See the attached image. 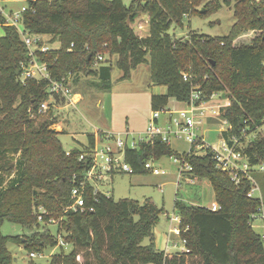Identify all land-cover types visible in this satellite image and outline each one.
Instances as JSON below:
<instances>
[{"label":"trees","instance_id":"16d2710c","mask_svg":"<svg viewBox=\"0 0 264 264\" xmlns=\"http://www.w3.org/2000/svg\"><path fill=\"white\" fill-rule=\"evenodd\" d=\"M204 2L133 0L127 6L123 0H31L23 18L30 33L60 41L59 49L38 52L54 79L69 72L75 75L74 81L81 74L92 75L103 89H111L112 65L96 58L108 51L118 56L122 79L148 63L153 83L167 87L165 94L151 96L153 110L167 107L171 98L189 101L195 88L202 91L198 104L210 100L214 93L227 92L229 103L221 106L219 117L230 128L222 137L230 143L232 137L239 139L238 148L248 158L250 176L239 172L236 183L230 171L218 166L210 150L197 153L200 140L190 152L177 154L192 167L182 174L207 179L220 206L214 211L175 201L182 227L188 226L182 234L188 253L156 248L154 228L163 209L151 199L143 203L116 200L103 192L94 193L88 185L86 206L94 210L70 209L73 178L79 179L89 165L79 156L93 148L95 136L89 134L82 149H72L67 155L60 139L63 131L52 128L56 122L52 109L39 113L41 103L50 98L48 82L35 78L22 81L28 48L18 30L5 25L0 14L4 26L0 35V264H14L8 242L23 244L30 253L60 246L49 264H264L262 235L253 227L254 215L264 204V170L256 168L264 161V136L249 142L245 137L264 124V0L205 3L206 12L223 5L233 8L236 21L224 37L194 33L179 39L169 33L174 22L181 25L184 16L201 12L198 7ZM141 12L149 16L146 36L133 27ZM250 33H255L250 42L235 44ZM71 43L75 46L69 50ZM165 155H174L169 142L155 137L126 149L125 160L134 173H142L147 172V160ZM253 180L260 186L262 198L248 196ZM5 221L38 230L25 238L4 235L1 227ZM56 221L58 235L71 244L69 252L46 226ZM42 223L45 227L39 230ZM145 238L151 239L149 245L142 244Z\"/></svg>","mask_w":264,"mask_h":264},{"label":"rangeland","instance_id":"374dc122","mask_svg":"<svg viewBox=\"0 0 264 264\" xmlns=\"http://www.w3.org/2000/svg\"><path fill=\"white\" fill-rule=\"evenodd\" d=\"M123 1L127 6H130L133 2V0ZM205 3L211 2L205 0L198 8L200 10L205 9ZM26 5H28L27 0H3L0 4L4 15L9 14L11 11L21 10ZM147 19L148 15L141 12L133 24L135 31L140 36L148 34ZM235 21L233 8L223 5L215 12L202 13L201 11L184 16L182 24L174 22L169 33L179 39H188L189 35L194 33L224 37L229 34ZM3 33L4 26L0 23V35ZM254 35L255 33H250V35H245L246 37L238 38L235 40V44L248 43ZM44 37L50 43L51 48L59 49L61 47L60 41L54 40L52 36L45 35ZM103 55L104 59L109 60L112 65L111 89H103L95 76L81 74L77 81L73 80L72 87L83 94V101L76 108H73L67 107L65 100L56 98L55 104L51 107L56 118L52 128L63 131L60 134V139L66 151L75 148L82 149L80 142L87 144L89 134L99 131L110 129L115 133L131 131L130 137L135 138H138L141 134L145 135L153 111L151 95L159 86L152 83L151 67L142 64L131 78L122 79L120 78L122 71L117 67L118 56L116 54L111 55L108 51ZM218 94L211 97L204 105L206 110L202 111V106L196 105L193 114L196 121L202 119V123L194 128L197 139L215 146L222 143V132L229 128V124L223 122L219 116L206 117V115H209L208 110L210 108L215 109L218 113L221 106L229 103L226 91ZM189 108L190 106L187 103L177 105L172 103L167 106L166 111L162 112L159 118V125L165 128L170 126L173 131L169 135L168 142L174 155L162 156L160 159L152 160V163L154 166L164 169L166 174H153L149 171L142 173H106V179L95 184L99 191L112 195L116 200L129 198L143 203L146 199H151L159 208H162L163 211L159 222L154 228V234L158 238V249L167 250L170 253L180 252L184 246L181 238L170 232V228L177 225L171 221V218L179 215L178 210L175 208V201L180 200L189 205L209 208L217 203L211 183L204 178H194L196 181H192L193 179L182 175L180 172L182 164L180 160L175 159L177 154L182 156L188 153L192 144L184 134L179 133L176 135L174 133L179 130L175 123L177 114H174L172 120H170L168 112L169 110ZM258 135L264 136V125L258 127L256 132L245 135L246 141L249 142ZM121 137L124 138L125 135L122 134ZM195 149L199 154H204L206 151L199 147ZM244 161L241 160L242 163ZM46 226L54 236H58L57 221L46 224ZM44 227L42 223L39 230ZM253 227L257 233L264 235V219L260 215L254 219ZM37 230L36 227L28 229L10 221H5L1 227L4 235H14L22 238L30 237ZM150 243L151 239L145 238L142 244L149 245ZM175 243L179 245L178 248L174 247ZM64 247L66 252L71 250V244H65ZM8 248L13 255L14 264H49L52 256L61 251L60 246L46 247L43 252L33 257L23 244L8 242Z\"/></svg>","mask_w":264,"mask_h":264},{"label":"built area","instance_id":"2783aa9c","mask_svg":"<svg viewBox=\"0 0 264 264\" xmlns=\"http://www.w3.org/2000/svg\"><path fill=\"white\" fill-rule=\"evenodd\" d=\"M3 0H0V4ZM16 1V0H15ZM28 5L21 8V10L11 11L9 14L4 15L3 9H1V16L4 18L5 25L15 27L22 40L26 44L28 48L29 58L22 63V81L25 82L28 79L35 78L38 80H44L48 82V92L50 94V99L41 103L39 107V113L45 114L52 105L55 104L56 98H61L66 101L67 107L76 108L77 105L82 100L83 96L81 92L75 91L72 87V82L75 78V75L72 72H69L62 79H54L52 77V72L49 68V65L46 61L40 60L38 56V52L46 53L48 50L52 49L50 43L45 40V35L43 34H32L30 33L24 26V14L27 10L30 9L29 1L27 0ZM260 1V0H256ZM75 46L74 43H71L69 50H72ZM97 61H106L104 59L103 54L97 55ZM189 77L187 73L184 74V79L187 80ZM202 91L200 89H193L191 92V97L189 101L186 103L190 106L189 109H180V110H169V114L171 115L170 120H172V115L177 114L175 118V123L178 126L179 130L174 132L176 135L184 134L187 140L193 145L199 141L195 136V126L202 123V119L196 121L193 114L195 112V106H202V111L206 110L204 105L207 104L208 101H202L198 104V100L201 98ZM219 95L218 93H214L212 95ZM166 108H162L159 110H153L151 117L148 122L147 129L145 130V135L141 134L138 138L130 137L131 131H126L125 133H113V132H96L95 143L93 148L89 152H83L80 154L79 159L85 160L89 163L88 167L84 170L81 177L77 179L76 175L73 178V189H72V198L74 202L70 206V209L75 211H85V210H94L92 206H86L85 201V192L89 186L93 187L94 193L101 192L96 187L95 184L98 182L104 181L106 179V173H116V172H128L134 173L133 167L125 160V151L128 148H137L139 144L143 141H150L155 137H160L163 141L168 142L169 135L173 133L170 126L166 128L159 125V118L162 112L166 111ZM221 108V107H220ZM209 115L206 117H214L220 116V110L217 113L215 109L210 108L208 110ZM222 120V119H221ZM223 122H227L226 120H222ZM228 123V122H227ZM264 125V124H263ZM230 128V125H229ZM228 128V129H229ZM227 129V130H228ZM226 131V130H223ZM101 132V133H100ZM124 134L125 137L122 138L121 135ZM97 136V137H96ZM239 139L236 137H232V142L230 143L226 138L222 137V143L220 145H209L202 141L201 144L196 145V148H203L205 150H210L214 158L217 160L218 166L224 170L230 171L232 174L233 180L238 183L240 180L239 172H242L245 175L250 176V164L248 162V158L244 155V153L238 148ZM192 149V146H191ZM190 149V151H191ZM189 151V152H190ZM67 155L71 153V150L66 151ZM176 160H180L182 167L180 172L182 174V170H191L192 167L185 160L176 157ZM152 160L149 159L145 163V169L153 174H166V171L160 167L154 166ZM241 160H245L243 163ZM258 169L264 170V161L257 165ZM254 181V180H253ZM254 185L248 193L249 197H261V189L257 182H253ZM258 192V194H257ZM106 194V193H105ZM108 195V194H107ZM212 210L216 211L220 208V206L215 203L210 207ZM260 215L264 219V204L259 209V212L254 215V219ZM42 220V216L39 217ZM51 222L55 221L54 219L50 220ZM171 221L176 223L170 228V232L178 235L184 246L181 248L180 252L188 253L190 252V248L187 246V240L182 237L183 232L187 231L188 226L185 228L182 227V218L180 215L172 217ZM254 222V220H253ZM58 244L65 245L69 244L62 235H58ZM63 240V241H62ZM262 240L264 244V235H262ZM174 247L178 248L179 245L177 243L174 244ZM40 254L38 252H31V256H36Z\"/></svg>","mask_w":264,"mask_h":264},{"label":"crops","instance_id":"0c3cea01","mask_svg":"<svg viewBox=\"0 0 264 264\" xmlns=\"http://www.w3.org/2000/svg\"><path fill=\"white\" fill-rule=\"evenodd\" d=\"M140 15V14H139ZM134 24V23H133ZM147 25H149V16H148V19L146 20V27H147ZM145 26V25H144ZM134 27V26H133ZM145 29V28H144ZM147 32H149V28H148V30H147ZM144 64H146L148 67H150V65L148 64V63H144ZM142 65V64H141ZM141 65H139V66H141ZM139 66L136 68V69H134L133 71H132V73H131V77H132V75H133V73L139 68ZM130 77V78H131ZM121 78V77H120ZM153 83V82H152ZM153 85H157V84H155V83H153ZM167 92V87L166 86H164V85H159L158 87H157V89H156V91H153V94H165ZM82 94V93H81ZM152 94V95H153ZM151 95V96H152ZM82 96H83V94H82ZM83 99L84 98H82V100L80 101V103L83 101ZM172 103H176V105L177 104H185L186 102H182V101H177V100H175V99H173V98H171L170 99V101H169V104L171 105ZM173 116V115H172ZM170 118H171V115L169 116ZM169 118V119H170ZM102 132H104V133H106V132H113V133H115L114 131H112L111 129L110 130H108V131H102ZM96 133V132H95ZM95 133H92V134H95ZM97 134V133H96ZM97 137V136H96ZM80 144H81V148L82 147H84L86 144H84V143H81L80 142ZM78 149V148H77ZM182 175H184V176H186L187 178H191V179H193L192 181H196V179H194V178H192V177H190V175L188 174V173H184V174H182ZM154 240H155V246H156V248L158 249V247H157V245H158V238L157 237H155V234H154ZM159 250V249H158ZM160 251H162V250H160ZM163 251H165V252H167V253H170V252H168L167 250H163Z\"/></svg>","mask_w":264,"mask_h":264},{"label":"water","instance_id":"95a60500","mask_svg":"<svg viewBox=\"0 0 264 264\" xmlns=\"http://www.w3.org/2000/svg\"><path fill=\"white\" fill-rule=\"evenodd\" d=\"M201 11H202V13H205L206 12V9H202Z\"/></svg>","mask_w":264,"mask_h":264}]
</instances>
